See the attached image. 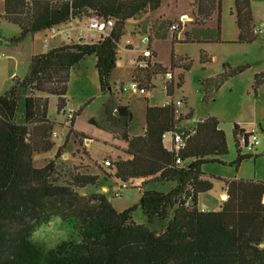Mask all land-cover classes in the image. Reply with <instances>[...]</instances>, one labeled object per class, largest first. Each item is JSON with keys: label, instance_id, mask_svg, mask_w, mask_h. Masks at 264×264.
Instances as JSON below:
<instances>
[{"label": "trees", "instance_id": "trees-1", "mask_svg": "<svg viewBox=\"0 0 264 264\" xmlns=\"http://www.w3.org/2000/svg\"><path fill=\"white\" fill-rule=\"evenodd\" d=\"M162 1L5 0L0 17L20 27V33L9 40L13 44L83 15L98 16L103 22L112 19L113 26L94 42L79 39L33 55L28 74L0 95V264H264L263 180H226L227 198L220 209L206 211L197 205L198 196L213 187L209 179L203 178V164L218 161L229 151L226 134L215 116L198 122L196 134L176 154L165 148L162 138L175 124L172 103L148 104L145 133L135 137L129 136L133 115L128 107L116 104L114 99L103 104L105 121L122 128L126 152L131 155L114 162L113 177L122 182L143 180L139 202L122 211L104 192L82 194L77 190L96 185L98 174L75 168L60 183L55 159L43 166L34 163V152H49L55 146V122L48 115V97L37 96L34 91L57 95L58 110L65 111L71 70L86 56L95 55L101 89L114 93L110 77L126 21L148 9H157ZM221 4L222 0H194V22L202 25L215 16L217 25L193 29L186 33V40L220 39ZM234 9L239 41L255 40L258 34L254 32L251 0H235ZM153 53L149 45L147 56L142 58ZM190 65L188 58L172 54L170 69L149 63L144 68L136 67L133 79L150 90L156 75L171 72L174 67L187 70ZM244 69L225 64L220 74L203 80L205 98ZM166 81L167 94L173 96V76ZM263 82L264 72L254 76L255 95ZM22 99L24 122H18ZM244 131L234 124L237 168L244 159L256 156L241 151L240 135ZM70 132L79 136L72 126ZM68 138L55 157L60 156ZM177 157L180 164L176 163ZM166 182L174 185L167 190L149 188V184ZM137 207L146 222L133 219ZM56 217L77 233L52 248L34 241L36 228Z\"/></svg>", "mask_w": 264, "mask_h": 264}, {"label": "rangeland", "instance_id": "rangeland-1", "mask_svg": "<svg viewBox=\"0 0 264 264\" xmlns=\"http://www.w3.org/2000/svg\"><path fill=\"white\" fill-rule=\"evenodd\" d=\"M234 8L235 0H222L221 35L219 40L189 41L185 38L186 30L183 28L178 35V40L172 41V33H170L167 40L160 43L162 57L167 59L173 53L176 57L183 58V60L188 58L191 62L190 68L187 70L182 67H174L172 71L175 86L174 97L185 100L183 109L191 113L193 120H197L199 117L215 116L219 120L220 128L224 130L227 137L228 153L219 156L218 161L208 162L202 166V171L211 178L213 183V187L208 193L200 194L201 202L202 204L204 203L202 209L206 210H217L219 208V204L222 203L221 194L226 190V180L242 178L264 181V83L258 89L256 95L252 86L253 83H251L253 77L258 74L257 71L264 70V35L259 34L255 40L250 42H240ZM252 14L253 24L264 27V0H252ZM90 16H82L84 17L83 22L85 25H88L90 21L88 17ZM173 22L174 20H170L168 25L175 24ZM212 24L216 26L217 21L214 20ZM69 32L72 38L76 37L78 33L77 31ZM19 33L20 27L18 25L0 17V37L3 40L2 46L6 48L0 47V95L8 91L15 80L23 79L30 70L29 48L32 39L27 38L26 43L19 48H15L14 45L16 44L9 41L10 38ZM36 35L35 49L41 50L46 36H44L43 32H37ZM96 40L98 39L95 38L94 41ZM73 41L75 39L68 42ZM120 57L118 64H116L115 75L126 80L130 66L127 63L126 54H122ZM225 64L232 68L245 66V69L226 79L206 99L202 81L213 75L220 74ZM96 68L94 57L88 55L77 64L74 70H71L66 87L65 111L58 110L57 95L50 94L48 96V115L55 122L53 132H56V135L52 134L55 146L49 152H34V163L36 166H43L50 159H55L60 172V183H63L69 172L75 168L82 173H86L93 172V167L95 170H99L100 177L103 176L112 181L114 162L127 156L125 150L121 149L122 144H125V140L122 138V128L106 122L103 112V104L105 102L111 99L119 101L122 96L116 93L111 94L108 89L105 91L101 89ZM166 69H170V67H166ZM180 82L181 86L177 87ZM163 84L162 77H159L155 82L156 87L152 89L155 95L154 103H160L166 99L162 89ZM34 94L40 97L47 96V93L43 91H34ZM22 103L23 99L20 102L17 113L18 122H24V107ZM138 104H133V111L136 114L134 133L141 129L145 115L144 100L140 98ZM66 110L75 112L74 129L83 133L80 134L78 132L79 136L77 138L70 132L71 123L67 122ZM234 124L255 129L260 139V144L253 151L247 150L240 143L243 153H253L256 156L244 159L238 168L234 163L237 156V145L233 135ZM32 136L33 133L31 132L30 139H32ZM67 136L69 138L65 148L61 150L60 156L55 157L58 147L61 146L62 142H65ZM88 137L96 139L92 145H90L92 141ZM113 147L119 150L114 149L113 151ZM90 149L92 153L89 155ZM95 149L103 152H98V155ZM106 150L107 152L105 153ZM108 158L112 162V167L103 165L104 160ZM100 184H105L102 180H98L96 186H99L101 190ZM127 184L128 187L123 190L120 196L116 197L114 194L116 188L114 190L110 188L107 194L111 200L126 201L133 206L136 202L135 198L138 196L136 186L140 182L138 184V181H129ZM149 185L151 186H148L149 188L167 190L174 183L166 182ZM92 186L77 190L82 194H89L91 188H97ZM224 195H227V193H224ZM133 219L136 222L138 221V223L140 221L146 222L140 207L133 211ZM76 233L75 229L56 217L49 223L37 227L32 239L47 248H52L59 242L70 239Z\"/></svg>", "mask_w": 264, "mask_h": 264}, {"label": "crops", "instance_id": "crops-1", "mask_svg": "<svg viewBox=\"0 0 264 264\" xmlns=\"http://www.w3.org/2000/svg\"><path fill=\"white\" fill-rule=\"evenodd\" d=\"M251 6H252V0H251ZM4 11H5V0H2V1L0 0V14H3ZM195 15H196V6L194 5V0H163L162 4L157 9H155V10L148 9L146 11H143V12L137 14L135 17L129 18L126 21L124 34H123V36H122V38L118 44L116 64H118V62L121 58L120 56L122 54H126L127 63L130 66L129 67V75H128V78L126 80L123 79L122 77H116V75H115V71L117 69V66H116L114 68V70L112 71L110 78H111V84H112L113 92L116 94H121L120 96H122V97H120L119 101H116V104L122 105V106H127L133 115V126L129 130V136L130 137L143 135L145 133V130H146V109H147L148 104L163 106L167 102V100H169V99H180V98H175L174 95L170 96L164 90V84L167 80L166 73H164V74L160 73V74L156 75V77L153 78V80H152V82L154 84V87L152 89H154L156 87L155 82L157 81V79L159 77H162V79L164 81L162 89L165 93L166 99L160 103H158V102L154 103L155 95H154V92L152 89L147 90L146 93H138V92H133V91L118 92V91H116V87L119 86L120 84H128L131 80H133L134 70L136 67V60L142 58L147 53L149 45H151V49L154 52L153 56H152V62L160 63L162 66L169 68L171 66L173 53H171V54L169 53L170 55H169V57H167V59L165 57H162L161 52H160V43L162 41L167 40L170 33H172V41H174V40H178V35H179V33H181L183 28L186 30V33H190L193 29H198V28L203 27L205 30L206 28H215L216 27L214 24H212V22L214 20L217 21L215 16L212 17V19L205 22L204 24L198 25L197 23L194 22ZM188 19H190V20H188ZM170 20H174L173 23L178 24L177 30H172L170 28L171 25L170 26L168 25L170 23ZM83 21H84V17L71 18L67 23L39 31V32H43L45 34L44 36H46V39L42 43V49L41 50L35 49L36 48L35 38L37 36L36 35L37 32L29 34L24 41L19 42V44L14 45V47L15 48L22 47V45L26 43L27 38L28 39L31 38L32 43H31L30 48H29V56H30V60H31L33 55L46 52L47 50H49L53 47L62 45L68 41H72V39H75V41H78L79 39H83L86 42H94L95 38L99 39L100 36L107 35L109 33L108 29H106L105 34H102V35H100L98 32H93L87 28V25H85ZM69 31H77L78 33H77L76 37L72 38L69 35V33H70ZM238 32H239V28H238ZM186 33H185V38H186ZM262 34L264 35V33H262ZM64 36L66 39L64 38ZM4 40H6V39H4ZM2 43H3V40L0 39V47L6 49L4 46H2ZM92 57H94L95 67H96V56L92 55ZM76 67H77V65L73 68V70ZM172 71L169 73L170 75H172ZM260 72H264V70L261 69V70L257 71V73H260ZM253 81H254V77H253V80L251 83H253ZM263 83L260 85V87L263 85ZM49 95L50 94H47V97ZM140 98H142L145 102L144 121H143V124L141 126V129L139 131H136V133H134L136 114L133 111V107H134L133 104H138V101ZM48 100H49V97H48ZM182 100H184V99H182ZM184 104H185V100H184ZM140 110H141V107H140ZM190 115H191V113H190ZM199 118L202 120L204 119L202 117H199ZM72 124H73L72 127L74 129V125H75L74 121ZM240 127H242L245 130H251L252 129V128L244 127L241 125H240ZM75 131L77 133L80 132L77 129ZM80 134H83V133L80 132ZM87 136H89V135H87ZM75 138H77V137L75 136ZM88 139L90 141H92L90 143V145H92V143L96 140L94 137H88ZM64 143L62 142L60 145H63ZM127 147H128V145H127V142L125 141V144L124 143L122 144L121 149L125 150V153L127 156L126 157L124 156L122 159L131 158V155L127 154V152H126ZM87 149H89V148H87ZM114 149L117 151L119 150V149L113 147L112 150L114 151ZM90 151L91 152L88 153L89 155L92 153L91 149H90ZM95 151H97L98 155H99L98 152H100V153L103 152V151H100L97 149H95ZM106 152H107V150L105 151V153ZM92 171L93 172H91V173L100 175L99 170H95L94 167L92 168ZM203 178L209 179L211 181V178L206 176V175H204ZM99 180H102V182H104V184H105V185L100 184V188L102 191L99 189V186L97 187L96 185H94L92 187H97V188H91V192H104V193H106L107 196H108L107 192L110 190V188H112V190H114L120 182L114 177L112 178V181H109L108 179L104 178L103 176H101L99 178ZM136 181H138V184L140 182V184L138 186H136L138 189V196L135 198L136 202L134 204L139 202L142 191L144 189V187L142 185L143 180L139 179V178L134 179V182H136ZM87 187H89V186H87ZM87 187H85V188H87ZM209 191H207L205 193H201V194H206ZM226 192H227V187H226V190L224 192H222L221 196H223L224 193H226ZM84 194H86V193H84ZM200 196L201 195L198 196V203H197L198 208L201 210H206V209H202V205L204 203L202 204ZM108 198L111 200V198L109 196H108ZM222 201H223V197H222ZM111 202L113 203L115 208L119 211H122V210L131 206L130 203H127L126 201L119 202L116 200H111ZM222 203L219 204L218 209H220ZM208 210L209 209H207L206 211H208ZM140 223H144V221H140Z\"/></svg>", "mask_w": 264, "mask_h": 264}, {"label": "built area", "instance_id": "built-area-1", "mask_svg": "<svg viewBox=\"0 0 264 264\" xmlns=\"http://www.w3.org/2000/svg\"><path fill=\"white\" fill-rule=\"evenodd\" d=\"M89 23L87 25V28L93 32H98L100 35L105 34L106 29H110L113 26V20L108 19L106 22H103L98 16H90ZM172 30L178 29V24H172L170 26ZM264 27L263 26H255L254 32L256 34H262L264 33ZM105 36V35H102ZM101 37V36H100ZM147 53L143 56L146 57ZM149 63L152 62V56L149 58H140L136 60V67L144 68L147 67ZM135 67V68H136ZM170 72L166 73L167 80H170L172 78V75L169 74ZM167 82V81H166ZM164 84V90L167 92V83ZM116 91L118 92H124V91H133L138 93H146L147 89L140 86L137 80H131L128 84H120L116 87ZM173 105V110L175 114V124L169 131H166L162 138H163V144L165 145V148H167L169 151H172L176 154L179 153L180 150L185 148L187 142L196 134L197 132V126L198 122L202 121V119L198 118L197 120H193L192 116L189 112H186L183 110L184 107V100L182 99H169L164 104H170ZM67 122L71 123L69 129L72 126V120L75 117V112L73 111H67ZM53 135H56V132H53ZM240 143L249 151L256 150V147L260 144L259 136L255 129L251 130H245L240 135ZM176 163L180 164L181 159L179 157L176 158ZM106 166H112V162L110 159H105L103 162ZM128 187L127 182H121L116 189L114 190V194L117 196H120L124 189ZM191 201V196L187 198L186 204L188 205Z\"/></svg>", "mask_w": 264, "mask_h": 264}, {"label": "water", "instance_id": "water-1", "mask_svg": "<svg viewBox=\"0 0 264 264\" xmlns=\"http://www.w3.org/2000/svg\"><path fill=\"white\" fill-rule=\"evenodd\" d=\"M223 200L227 198V195H223ZM263 203H264V197H263Z\"/></svg>", "mask_w": 264, "mask_h": 264}]
</instances>
